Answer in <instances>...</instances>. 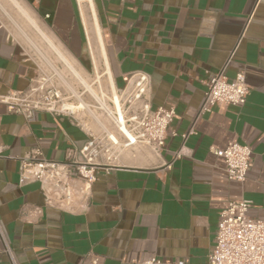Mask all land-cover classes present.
<instances>
[{
  "label": "crops",
  "instance_id": "crops-1",
  "mask_svg": "<svg viewBox=\"0 0 264 264\" xmlns=\"http://www.w3.org/2000/svg\"><path fill=\"white\" fill-rule=\"evenodd\" d=\"M25 1L80 59L77 0ZM92 2L115 91L143 72L152 109H173L174 120L159 154L118 151L116 165L96 172L88 210L70 214L47 208L38 183H20V160L38 148L62 161L87 135L74 118L38 111L25 120L0 105V264H207L225 203L248 200V216L264 220V0ZM38 69L0 20V94L27 89ZM221 71L244 73L246 104L199 115L204 83ZM230 142L251 150L243 184L211 152Z\"/></svg>",
  "mask_w": 264,
  "mask_h": 264
},
{
  "label": "built area",
  "instance_id": "built-area-1",
  "mask_svg": "<svg viewBox=\"0 0 264 264\" xmlns=\"http://www.w3.org/2000/svg\"><path fill=\"white\" fill-rule=\"evenodd\" d=\"M55 73L39 72L27 89L0 94V105L7 112L25 120L35 112L74 118L77 126L88 139L79 149H68L62 161L48 160L38 148L32 149L20 160L19 181L21 184L38 183L47 208L70 214L85 213L89 208L91 191L99 169H110L116 165L118 151L137 146L159 154L164 147L168 127L174 120L173 109H152L149 102V76L143 72L131 73L125 87L115 92L119 107L109 100L108 108L101 111L108 125L91 114V121L98 128L94 133L91 125L65 108L69 97L64 96L56 85ZM58 78V77H57ZM206 91L199 115L214 107L241 108L246 104L248 86L245 75L238 72L228 80L223 72L210 75L204 83ZM113 98V96H112ZM186 135L183 139H186ZM223 160L227 179L243 184L251 163V150L239 143H227L223 149H211ZM178 152L175 158H180ZM248 200L229 201L218 213L214 245L208 255L207 264H264V220L248 216ZM39 212V210L37 211ZM6 253L10 256L9 250ZM98 264L99 259H91ZM145 264H189L187 261H162L152 258Z\"/></svg>",
  "mask_w": 264,
  "mask_h": 264
},
{
  "label": "rangeland",
  "instance_id": "rangeland-1",
  "mask_svg": "<svg viewBox=\"0 0 264 264\" xmlns=\"http://www.w3.org/2000/svg\"><path fill=\"white\" fill-rule=\"evenodd\" d=\"M16 1L19 5H21L31 13L34 25L42 28L44 30L43 32H46V34H48L56 44H59V47L63 50V52L70 56L63 45H61V43H59V41L55 38L53 33H51V31L47 29L46 24L41 19H39V17L32 14L33 11L28 1ZM19 13V9L14 5L12 1L0 0V20L9 30L15 41L21 44L25 48L27 54L35 61L36 65L39 68L37 73H55L56 77L54 79H56V85L61 89L64 96L69 97L68 104H73L75 106L83 104L100 108L101 106L99 102L102 101L104 106H108L110 98L109 96L112 97V91L110 89L109 83L106 80V75H104L105 72L101 60L98 61L96 65L97 68L94 67L95 69L91 64V61L89 59V49L87 41L85 39V33L83 36L84 38H82V56L80 57V59H75L72 56L70 57L76 62L77 67H80V69H82L83 73L80 77H83L85 82L91 84V89L96 94L95 97L91 92H86V90L83 89V87L80 85L81 82H79V80H77V78L72 74V71L62 60V58L51 49L49 50L47 45H45V43L42 41V37L40 36V34L37 33V30H35L33 24H30L29 22L27 23V20ZM38 46H40L43 52L46 53L45 55H43ZM72 92L77 93L76 95H74V93ZM88 109L84 111L94 113L95 116L101 119L102 123H104L105 125L109 124L101 111H97V109L93 108H90L91 110ZM88 112L81 113L75 111L74 113H81L79 117L84 118V122L89 123L92 129L95 130L96 126L91 121L92 116Z\"/></svg>",
  "mask_w": 264,
  "mask_h": 264
},
{
  "label": "bare ground",
  "instance_id": "bare-ground-1",
  "mask_svg": "<svg viewBox=\"0 0 264 264\" xmlns=\"http://www.w3.org/2000/svg\"><path fill=\"white\" fill-rule=\"evenodd\" d=\"M10 1H12L15 6H17V8L19 9V12H20L19 14H21L27 20L26 22L33 24V26L35 27V30H37V33L40 34V36L42 37L41 38L42 41L45 43V45H47L49 50L51 49L53 52L57 53L62 58V60L66 63V65L72 71V74L77 78V80H79V82H81L80 85L83 87V89L86 90V92H91L92 95L95 97L96 94L91 89V87H92L91 84L85 82L83 77L82 78L80 77L81 74L83 73V71H82V69H80V67L79 68L77 67L76 62L70 56H68V54L64 53L63 50L59 47V44H56L54 42V40L48 34H46V32H43V30L41 28L34 25L33 17L31 16V13L28 10H26L21 5H19L16 0H10ZM77 4H78V8H79L80 20H81L83 30L85 33V39L87 41V45H88V49H89L90 61H91L92 66L94 68V67H96L98 61L101 60L103 67H104V72H105L104 75H106V80L109 83L110 89L112 91L111 93H112L113 98L111 96H109L110 97L109 100L111 101V103L113 105H115L118 108L119 107L118 97L116 96L115 87H114V84H113V81L111 79L110 72L108 69V64L106 61L102 37L100 34L99 24H98V20H97V16L95 13V8L93 5V2H92V0H77ZM38 47L40 48V46H38ZM40 50L42 51L43 55L46 54L43 52V50L41 48H40ZM71 63H72V65H71ZM72 93H74V95H76L77 92H72ZM98 101H100V100H98ZM99 103L101 106L100 108H96L94 106L83 105V104L77 105V106H75L73 104H66L64 106H65V108L72 110L73 112L84 111V110H87L89 107L93 108V109H105V108H107L106 105L104 106L102 101H100ZM90 108L88 110H91ZM108 110H110L109 107H108ZM99 116H100V114H99ZM95 117L99 121H101V119H99L97 116H95Z\"/></svg>",
  "mask_w": 264,
  "mask_h": 264
}]
</instances>
